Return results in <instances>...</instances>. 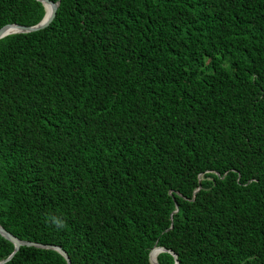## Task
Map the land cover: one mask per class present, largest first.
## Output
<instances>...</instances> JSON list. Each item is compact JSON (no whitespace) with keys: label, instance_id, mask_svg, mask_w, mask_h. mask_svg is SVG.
Returning <instances> with one entry per match:
<instances>
[{"label":"trees","instance_id":"obj_1","mask_svg":"<svg viewBox=\"0 0 264 264\" xmlns=\"http://www.w3.org/2000/svg\"><path fill=\"white\" fill-rule=\"evenodd\" d=\"M50 1L0 38V226L70 264H264V0Z\"/></svg>","mask_w":264,"mask_h":264},{"label":"water","instance_id":"obj_2","mask_svg":"<svg viewBox=\"0 0 264 264\" xmlns=\"http://www.w3.org/2000/svg\"><path fill=\"white\" fill-rule=\"evenodd\" d=\"M38 1H40L43 4L44 9H45V14H44L43 18L38 23L31 25V26H25V25H21V24H17V23L6 24L0 28V38L4 37L6 35H9V34H13V33H28V32L37 31L39 29L46 27L52 21V19L55 16L58 3H54L50 0H38ZM46 5H49L48 11L46 9ZM0 234L3 237H5L6 239L10 240L14 244V249L11 252V254L7 258L0 260V264L9 260L12 257V255L19 249L20 246H36V247H40V248L54 249V250L58 251L66 259L68 264H70V259L67 255V253L58 246L42 245L40 243H36V242H32V241L20 240V239L16 238L14 235H12L10 232L5 230L2 226H0ZM154 249L158 250V253L161 251H168L174 255L175 259L177 257L176 254H174L171 250H168V249H165L162 247L154 246L149 252V261L151 264H158L156 260L153 261L150 257V254ZM175 264H178L177 260H175Z\"/></svg>","mask_w":264,"mask_h":264},{"label":"clouds","instance_id":"obj_3","mask_svg":"<svg viewBox=\"0 0 264 264\" xmlns=\"http://www.w3.org/2000/svg\"><path fill=\"white\" fill-rule=\"evenodd\" d=\"M51 223H52L53 225H55L57 228H62V227H64V222H63V220L58 219V218H56V217H52V218H51Z\"/></svg>","mask_w":264,"mask_h":264},{"label":"bare ground","instance_id":"obj_4","mask_svg":"<svg viewBox=\"0 0 264 264\" xmlns=\"http://www.w3.org/2000/svg\"><path fill=\"white\" fill-rule=\"evenodd\" d=\"M46 9H47V11H48V9H49V5H46ZM158 252V250H156V249H154L152 252H151V254H150V257H151V259L153 260V261H155L156 260V253Z\"/></svg>","mask_w":264,"mask_h":264}]
</instances>
